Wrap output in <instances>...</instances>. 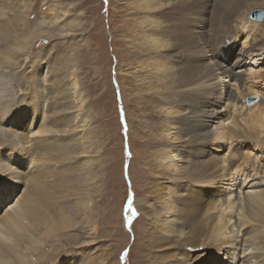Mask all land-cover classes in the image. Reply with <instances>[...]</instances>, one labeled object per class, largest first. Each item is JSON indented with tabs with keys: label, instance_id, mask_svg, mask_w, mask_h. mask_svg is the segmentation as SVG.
I'll use <instances>...</instances> for the list:
<instances>
[{
	"label": "rangeland",
	"instance_id": "rangeland-1",
	"mask_svg": "<svg viewBox=\"0 0 264 264\" xmlns=\"http://www.w3.org/2000/svg\"><path fill=\"white\" fill-rule=\"evenodd\" d=\"M142 7L137 0H0V117L11 120L12 116L23 126L37 112L34 132L21 127L17 130L29 135L26 145L34 154L38 141L51 142L55 150L48 164L53 172L47 175L57 190L63 174L61 150L67 147L70 156L65 171L69 191L60 190L55 196L64 193L58 206L71 226L62 236L49 237L52 241L39 249L42 259L32 264H192L190 248L181 243L180 236L187 230L194 235L202 232H196L201 212L186 197L182 188L187 184H179L161 163L168 147L160 129L163 95L170 96L175 89L166 87L173 75L169 77V72L157 68L161 58L149 57L144 48L148 11ZM238 8L233 32L241 28L247 32L249 22H258L252 32L257 44L264 47V21L256 14L264 11V0H241ZM153 14L163 19L162 14ZM250 37L245 38L246 44L239 39L237 48L246 47ZM252 69L263 73L264 61ZM71 76L78 82L83 102V121L78 127L63 125L54 115ZM222 80L229 82L225 77ZM253 81L258 84L257 93L249 94L245 88L244 104L248 107L259 102V93L264 92V81L250 79L248 83ZM5 96L10 97L7 102ZM181 100L199 103L201 99L182 96ZM15 106L19 112L11 113ZM49 111L55 121H42ZM7 120L1 119L0 124V163L4 165L15 155L13 146L5 145L6 133L1 128L13 130L16 124ZM42 126H50L53 132L37 133ZM227 137L218 141L223 146L219 154L222 163L226 166L240 158V167L246 165L248 171H255L262 150L240 147L238 153L236 139L231 142ZM19 151L14 166L22 171L27 164L32 168L34 163L23 160ZM173 153L174 160H188V154ZM177 163L178 167L186 166ZM205 164L199 162V166ZM231 165L236 169V164ZM239 178L243 181L245 175L239 173ZM6 185L1 189L8 188ZM236 193L240 196L234 190L224 197L233 200ZM0 197L12 201L9 197L15 196L9 189ZM30 198L35 204L33 213L45 211L36 195ZM167 203L170 216L186 217L187 222H167ZM129 205L133 207L130 214ZM240 215L239 209L235 210L233 220ZM27 231L33 233L30 228Z\"/></svg>",
	"mask_w": 264,
	"mask_h": 264
},
{
	"label": "bare ground",
	"instance_id": "bare-ground-1",
	"mask_svg": "<svg viewBox=\"0 0 264 264\" xmlns=\"http://www.w3.org/2000/svg\"><path fill=\"white\" fill-rule=\"evenodd\" d=\"M240 2L137 0V5L148 11L143 26L147 55L161 58L157 68L169 72V77L173 75L172 79H168L166 87L175 89L174 93L163 95L165 106L162 108L160 129L168 147L161 163L174 173V179L179 184H187L182 189L188 194L186 197L191 200L192 207L201 212L198 216L201 225L196 232H202L194 235L187 230L180 236L181 243L190 248L192 264H264V92L259 93L261 99L256 104L249 107L244 104L248 92L257 93L255 87L258 84L254 81L248 83V80L255 79L258 83L264 81V72L257 73L258 70L252 69L253 65L264 61V47L257 44L252 32L258 22H249L247 32L237 27L238 30L233 32L236 15L240 13ZM154 12L162 14L163 19L151 15ZM249 36L247 46L237 48L238 40L243 38L246 44L245 38ZM215 57L216 61L213 60ZM223 77L234 82L226 83ZM182 96L186 100H201L199 103H183ZM9 99L8 96L3 98L6 102ZM59 100L61 106L54 115L60 117V122L73 127L82 126L83 102L74 76L68 79ZM10 111L17 112L18 107ZM37 115V112L32 114L23 126L16 118L11 116L10 120L6 116L7 121L10 120L16 126L13 130L1 128L6 133L5 145L13 146L15 155L11 158L12 164L0 163V195L10 189L15 197H9L12 201L0 197V264H32L42 259L39 249L52 241L49 237H60L71 226L70 221L64 217L62 207L58 206V199L64 193H60L59 198L55 196L60 190L69 191L68 173H65L69 168V149L65 147L60 153L63 165H59L63 174L57 190L47 175L53 172L52 166L48 164L55 150L51 149V142L42 139L41 144L38 141L34 154L26 145L29 135L25 137V132L17 130L21 127L26 132H34L38 123ZM6 117H0V124L6 120L2 122L1 119ZM46 120L55 121L51 111L47 115L43 114L42 121ZM37 131L49 134L53 129L42 126ZM227 136L230 140L236 139L238 153L240 147L252 146L254 150H262L258 164L255 166L256 161L251 164L252 168L256 167L255 171H248L246 165L240 167V158L230 161L236 164V169L230 162L226 166L222 163L219 154L223 146L218 141ZM19 150H22L23 160L28 158L34 163L32 168L27 164L22 171L14 166L18 162L16 155ZM171 151L188 154V160H174ZM190 159L194 161L190 162ZM177 162L186 163V166L181 164L178 167ZM199 162L207 164L199 166ZM187 164L192 166L187 167ZM259 164L262 165L260 170L257 169ZM234 170L238 172L237 175ZM30 173L32 176H29ZM239 173L245 175L243 181ZM4 184L8 188L3 190L1 188ZM234 190L240 196L236 193L234 199L230 200L229 196ZM226 193L229 194L228 198L224 197ZM32 194L37 196L38 202L45 208L44 212H32L35 206L31 202ZM136 205L139 207L138 202ZM234 206L243 218L233 220ZM170 212V204L167 203L164 207L167 222L175 219L187 222L186 217L174 218ZM28 228L33 230L32 234L27 231ZM57 264H65V261Z\"/></svg>",
	"mask_w": 264,
	"mask_h": 264
},
{
	"label": "water",
	"instance_id": "water-1",
	"mask_svg": "<svg viewBox=\"0 0 264 264\" xmlns=\"http://www.w3.org/2000/svg\"><path fill=\"white\" fill-rule=\"evenodd\" d=\"M260 14L258 17H257V19L259 20V21H263V19H264V11H258L256 14Z\"/></svg>",
	"mask_w": 264,
	"mask_h": 264
}]
</instances>
